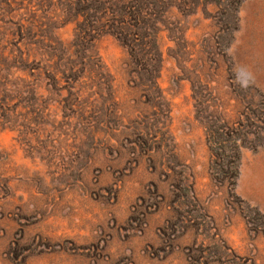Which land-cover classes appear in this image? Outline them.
<instances>
[{
  "label": "rangeland",
  "instance_id": "rangeland-1",
  "mask_svg": "<svg viewBox=\"0 0 264 264\" xmlns=\"http://www.w3.org/2000/svg\"><path fill=\"white\" fill-rule=\"evenodd\" d=\"M0 264H264V0H0Z\"/></svg>",
  "mask_w": 264,
  "mask_h": 264
},
{
  "label": "trees",
  "instance_id": "trees-1",
  "mask_svg": "<svg viewBox=\"0 0 264 264\" xmlns=\"http://www.w3.org/2000/svg\"><path fill=\"white\" fill-rule=\"evenodd\" d=\"M29 69L31 70L32 73H34V70H36L38 68H36L35 66H33V67H30ZM40 75H41V72H39L38 74H35V79H37L38 76H40Z\"/></svg>",
  "mask_w": 264,
  "mask_h": 264
},
{
  "label": "clouds",
  "instance_id": "clouds-1",
  "mask_svg": "<svg viewBox=\"0 0 264 264\" xmlns=\"http://www.w3.org/2000/svg\"><path fill=\"white\" fill-rule=\"evenodd\" d=\"M242 86H246V85H242Z\"/></svg>",
  "mask_w": 264,
  "mask_h": 264
}]
</instances>
